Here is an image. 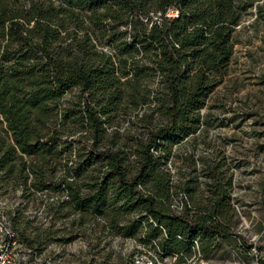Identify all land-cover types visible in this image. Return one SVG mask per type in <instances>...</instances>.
Returning <instances> with one entry per match:
<instances>
[{
	"label": "trees",
	"instance_id": "trees-1",
	"mask_svg": "<svg viewBox=\"0 0 264 264\" xmlns=\"http://www.w3.org/2000/svg\"><path fill=\"white\" fill-rule=\"evenodd\" d=\"M250 6L0 0V190L64 192L59 205L81 222L92 214L115 227L134 213L123 236L146 222L147 238L161 233L169 254L188 251L198 236L204 254L212 239L228 238L227 196L215 191L208 203L176 211L166 164L174 146L199 132ZM130 117L141 131L121 133L122 121L137 125Z\"/></svg>",
	"mask_w": 264,
	"mask_h": 264
},
{
	"label": "rangeland",
	"instance_id": "rangeland-1",
	"mask_svg": "<svg viewBox=\"0 0 264 264\" xmlns=\"http://www.w3.org/2000/svg\"><path fill=\"white\" fill-rule=\"evenodd\" d=\"M241 1L251 6L233 33L227 74L201 111L199 132L174 146L166 164L176 211L185 203L206 204L216 192L228 198L231 235L212 239L205 254L203 238H196L199 263L204 264L246 262L244 242L255 248L261 259L258 264H264V0ZM77 94L76 90L68 93L63 102ZM128 121L120 123L121 133L141 131V122L130 117L137 124L132 126ZM62 200L67 196L60 191L2 189L0 221L25 247L29 241L32 249L57 264H123L133 251L132 242L152 231L142 222L135 235L123 236L138 219L134 213L122 214L115 227L108 218L92 214L81 222L78 212L59 205Z\"/></svg>",
	"mask_w": 264,
	"mask_h": 264
},
{
	"label": "built area",
	"instance_id": "built-area-1",
	"mask_svg": "<svg viewBox=\"0 0 264 264\" xmlns=\"http://www.w3.org/2000/svg\"><path fill=\"white\" fill-rule=\"evenodd\" d=\"M132 244L133 251L123 264H204L199 263V243L196 240L192 242L188 251L174 254L163 251L160 239L147 238L145 235ZM247 255L249 259L242 264H258L260 258L254 247L248 249ZM0 264H57V262L51 257H43L29 246L25 247L15 233L4 227L0 221Z\"/></svg>",
	"mask_w": 264,
	"mask_h": 264
}]
</instances>
